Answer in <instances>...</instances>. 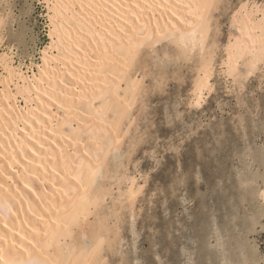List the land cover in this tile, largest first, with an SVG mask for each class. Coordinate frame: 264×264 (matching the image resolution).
Wrapping results in <instances>:
<instances>
[{"label": "bare ground", "instance_id": "bare-ground-1", "mask_svg": "<svg viewBox=\"0 0 264 264\" xmlns=\"http://www.w3.org/2000/svg\"><path fill=\"white\" fill-rule=\"evenodd\" d=\"M203 3L44 0L48 38L40 48L39 60L24 55L29 62L19 54L17 45L7 43L11 16L0 9V36L4 37L0 43V264H112L110 253L121 250L122 210L135 211L146 187L136 175L113 168L114 154L130 139L132 126L139 127L137 119L141 118L134 110L146 92L141 90L147 87L143 73L137 83H133L135 75H123L130 46H150L160 62L162 80L166 79L167 62L190 65L196 71L188 93L190 106L199 97L205 72L211 94L217 72L241 91L256 77L258 88L262 87L264 31L260 17L245 15L234 20L230 15L228 37L221 45L222 16H212L214 33L209 43ZM249 64H255L251 76L241 70ZM210 95H205L200 108ZM134 134L128 143L129 156L138 141ZM129 156L127 163L132 161ZM254 193L261 199L262 209L253 216L251 233L258 232L256 227L264 219V186ZM109 196L110 206L106 205ZM244 256L246 263L250 256Z\"/></svg>", "mask_w": 264, "mask_h": 264}, {"label": "rangeland", "instance_id": "rangeland-1", "mask_svg": "<svg viewBox=\"0 0 264 264\" xmlns=\"http://www.w3.org/2000/svg\"><path fill=\"white\" fill-rule=\"evenodd\" d=\"M0 1V9L10 12L11 16L6 29L7 43L17 45L26 62L30 61L24 56L26 54L39 60L40 48L48 38L47 18L43 16L45 7L40 6L38 0ZM235 3L238 6L240 0ZM25 5L33 7L30 17L25 14ZM222 12L218 14V17L222 16L219 18L223 29L219 35L221 45L227 40L231 15L228 8ZM158 50L164 53L162 46ZM222 54L223 50L217 57L218 63ZM156 59L154 56V61ZM171 62H167L166 79L159 76L160 70L150 73L154 75L151 84L147 79L145 85L151 91L144 92L139 101L142 105L138 103L134 110L141 118L137 119L141 125L132 126L130 139H126L122 149L125 153L121 150L114 154V164L121 168H113H118L121 173L128 171L129 176L136 175L138 182L146 187L138 197L135 211L122 210L124 239L121 250L115 255L110 253V262L264 264V219L256 227L258 232H250L253 216L262 209L261 199L254 192L264 186V165L261 164L264 154V82L258 88L260 80L253 78L241 91L217 72L213 80L216 89L202 108L195 109L189 105V94L196 71L186 63ZM155 76H158L157 80ZM144 98L149 100L146 102ZM174 114L180 117L179 121L173 120ZM185 115L187 119H184ZM133 133L138 141L129 156ZM128 156L132 159L130 163H127ZM114 188V194H117V185ZM107 201L106 205L110 206V196ZM126 213H132L130 218ZM245 253L250 256L246 263Z\"/></svg>", "mask_w": 264, "mask_h": 264}, {"label": "snow or ice", "instance_id": "snow-or-ice-1", "mask_svg": "<svg viewBox=\"0 0 264 264\" xmlns=\"http://www.w3.org/2000/svg\"><path fill=\"white\" fill-rule=\"evenodd\" d=\"M44 0H41L40 6H43ZM49 8L52 7L51 4L48 5ZM201 7L208 14L207 22H206V31L209 34V43H211L212 38V19L211 17L214 15H218L219 12L223 11L225 8L229 9L231 15H233L234 20L241 16H250L255 18L257 16L260 17L261 30L264 31V0H249L248 3L241 2L238 6L235 3V0H204V3ZM250 10V11H249ZM24 11L27 17H30L33 11L32 5H25ZM218 31V30H217ZM27 36V33L25 34ZM4 42V37L0 36V43ZM155 53L151 51L150 46H147L142 43H137L133 46H130L125 53L124 57V72L123 75L125 77L130 78L135 75L137 77V81H133V83H137L141 73L144 74V77L148 79L149 84H151V77L149 74H155L160 70L161 65L159 61L154 62ZM255 68V64L245 65L241 70L246 73V75L251 76L252 71ZM261 70L264 72V61L261 62ZM158 79V77H157ZM210 77L207 76L205 72L204 78L200 82L199 85V97L194 99L191 107L200 108L204 103V97L206 94L210 95L212 92L211 84L207 83V80ZM242 79V78H241ZM150 91V89L145 88L141 90ZM171 110V109H170ZM174 121H179L180 117L178 115H173ZM184 119H187L185 115ZM177 128L180 127L179 123H177ZM165 147H168L167 145ZM158 162V161H157ZM155 164L152 165L154 167ZM4 264H15V262L5 261Z\"/></svg>", "mask_w": 264, "mask_h": 264}]
</instances>
